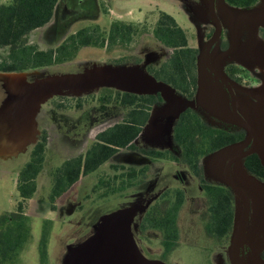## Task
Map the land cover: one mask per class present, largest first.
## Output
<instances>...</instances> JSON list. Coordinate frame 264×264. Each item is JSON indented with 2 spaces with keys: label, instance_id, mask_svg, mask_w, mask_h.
Listing matches in <instances>:
<instances>
[{
  "label": "flooded vegetation",
  "instance_id": "af4514ba",
  "mask_svg": "<svg viewBox=\"0 0 264 264\" xmlns=\"http://www.w3.org/2000/svg\"><path fill=\"white\" fill-rule=\"evenodd\" d=\"M197 1L199 5H203V12L201 9L199 11L203 13L204 17L207 16V20L200 36L199 48H195L197 49L195 59V83L188 93L178 94L175 91L176 94L185 99L194 100L195 108L188 107L181 111L175 118L173 116L175 108L171 105L169 106L162 99L159 93H130L135 95L160 96L162 100L146 103L144 106L141 105L138 107L136 101H133L134 103L132 104L131 102L128 104L123 102L122 93H125L124 91H120L115 88L100 87V92L97 93V96L92 99L90 98L87 102H85V99L82 97L74 98L68 96H58L55 97L54 100L51 99V101L44 104L46 106V111L45 109H42V106L38 112L36 111L38 119L37 121H40L41 116L46 114L49 118V121L52 122L51 126L54 125L55 130L63 134L62 138L69 140L74 148H82L87 136L91 132L96 131L92 136L93 141L88 148L84 150L80 148V151L83 152H80L77 155L74 154L71 157L63 160L50 172L51 175L52 172H54L56 168H59L66 160L80 158L81 165L79 172L81 173V176L72 185H70V187L63 194L66 196L67 200L66 204L62 207L63 211L66 214H70L72 216L79 215L80 218H82L84 213H79L81 212L80 207L82 205V200L81 198L79 199L73 195L74 187L77 182H80L79 179L82 176L95 174L97 176L95 184H97L98 179L102 174H113L119 176L118 178L120 181L122 179V175H130L132 177L131 181L134 182L133 185L125 188V190L122 192L114 194L113 196L127 198L128 205L130 201L134 202L137 199V202L140 201L141 198H146L149 201V203L147 202L145 204V208L140 213V215L138 214L135 216L132 225V233L139 250L146 257L160 259L169 264L172 263L169 262L165 256L169 254L171 250H173L177 243V236L180 231V211L184 203L189 199L188 194L194 189V185L200 192L199 196L196 195L197 198L202 199L205 202L206 216L205 219L202 217V219L199 221L201 234H203V237L209 242L221 240L223 243L222 245H225L227 253V247L232 230L233 215L230 228L225 233H217V231L210 232L208 230L207 224L212 221V215L208 210L210 199L206 194L204 185L205 183L211 187H224L225 185L221 183L217 184L216 182L210 183L206 180L207 177L203 168V160L208 154L213 153L214 151L229 144L243 142L246 143L243 147V151H246L250 148L252 140L247 139L248 136L246 130L241 125L233 121L236 120L234 113L245 122L251 123L254 121V117H256L255 120H258L260 123L264 122V93H260L258 90L260 89L262 84L261 82L263 81L258 76V73H260L259 69L250 68L249 63L246 60L243 61V59H241L237 54L230 53L222 55L230 45V32L228 29L229 20L227 17L222 15L224 5L238 8H249L257 4L259 0L250 6L234 5L227 0H215V12L220 20L221 30L218 38L210 45L209 42H211L215 34V26L209 18L204 3L201 0ZM107 11L108 10L105 9V5L103 4L102 0H59L55 7L52 19L43 27L35 30L41 29L44 32L45 37L51 43L54 42V46H58L66 37L76 34L78 31L88 27L96 26L99 30V36L101 29L102 31L106 32L104 33V36L106 37L112 21L109 23L107 29L102 28L99 24H97L96 21L100 18V14L102 12ZM80 20H88L91 23L86 24L77 30H73V24ZM122 22L134 23L126 21ZM245 27L241 26L239 29V37L242 40H246V37H244L246 31ZM257 32V37L264 41V27H260ZM130 40L132 41L126 45L116 44L111 48L107 47V42L104 47L92 45H86L83 47L101 48L104 53H106V50H110L114 47H126L134 45L137 38L134 35L131 36ZM157 43L166 54L163 59L156 62L158 59L157 54L154 52L147 53L144 59L145 69L148 66L161 65L169 58L172 52L171 49L163 46L158 41ZM120 59L121 58L115 59L114 62L121 63L119 61ZM107 63L111 62L108 61ZM218 65L222 70L221 73L217 72L216 70ZM219 76H223L227 79L228 83H230L231 90L225 87V85L219 79ZM256 90L258 91L256 95L249 94V92H254ZM220 103L223 104V109L226 110V113L228 114L225 115V113L223 115L222 118L224 119L218 117L219 114V116H222V114L219 110V112L216 110L220 107ZM85 110L88 111V114H93V116L88 115V119H82L80 115ZM187 110L191 111L198 118L197 121H193V129H195L194 136L196 142L198 143L199 149H202V142H204L203 148L206 149L211 146V143L215 144L217 141L222 142L224 140L229 141L228 144L203 155L201 158V175L188 166L183 158L181 147L175 143L173 138L174 127L180 120L181 115L187 112ZM41 111H45V113L41 114ZM101 126L104 128L101 129ZM116 126L133 127L132 132H136L135 128L138 127L139 131L138 133L136 132L134 137L127 143L123 145H115V151L106 160L100 163V154L95 156L93 154L90 155L88 152L90 149H92V147H94V145H100V133ZM50 133L51 131H48L46 128H42L39 131L35 143L31 146L30 154L34 145L39 141L43 134L46 135V150L50 140ZM98 149V151H100V147ZM251 155H256L258 157L256 153H250L243 159V166L247 171L248 169L245 165V159ZM86 163L88 164V167H92L90 171H85ZM104 164L109 165L108 170H101ZM166 175H169L171 179L177 183V185L159 186L158 180ZM60 199L61 197H58L55 204ZM47 204L50 207L48 198ZM173 206H178V209L174 211V213L168 214V209ZM158 212L161 213L157 214L158 216H153L152 213ZM233 212L234 208L232 214ZM160 218L166 219L167 222H174V224H165L162 227L142 228V223L144 221H159ZM146 229H154L161 235L162 257L158 258L149 256L148 254L150 253V247L144 243L143 246L140 244L139 235ZM163 241L171 243L169 251L166 249V247H164ZM206 247L207 246H204V248ZM165 250L167 251L165 252ZM240 251H243L245 255H248L250 253V248L247 245H244ZM260 255L264 258V250L260 252ZM217 264H231L228 254L225 257L224 263L218 262Z\"/></svg>",
  "mask_w": 264,
  "mask_h": 264
},
{
  "label": "rangeland",
  "instance_id": "374dc122",
  "mask_svg": "<svg viewBox=\"0 0 264 264\" xmlns=\"http://www.w3.org/2000/svg\"><path fill=\"white\" fill-rule=\"evenodd\" d=\"M11 2L12 0H0V4L5 5ZM102 2L105 5V9L108 10L107 12H102L100 18L96 21L102 28L107 29L109 23L113 20L136 23L147 19V22L152 24L157 19L158 11H164L171 15L177 24L186 31L188 45L193 48H199L200 36L205 27L207 16L204 17L203 13L199 11L201 9L203 12V5H199L197 0H102ZM89 23L91 22L88 20L77 21L73 24L72 29L77 30ZM43 35L44 32L41 29L32 31L28 35V41L40 49L54 47V42L51 43ZM149 52L157 54L158 59L156 62L163 59L166 54L151 34L144 32L137 37L134 45L114 47L106 50V53L101 48L83 47L72 61L66 63L35 70H25L9 75L0 72V111L2 104L6 101H10V103L17 102L16 98L10 97L8 89L13 91L18 89L17 86L32 84L38 79L44 80L51 76L75 74L87 68L101 67L107 64L110 67L121 66V70H144L145 55ZM5 54V50L0 49V60ZM118 58L123 61H120L121 63L114 62ZM108 61L111 63H107ZM259 71L258 76L263 80L261 82L263 84L264 69ZM99 92L98 88L85 93L75 92L54 95L46 101L42 100L38 109L42 106L44 110L46 108L44 104L58 96L82 97L87 102L90 98H95ZM45 111H41V114L45 113ZM36 114L37 112L35 111L34 114L31 112L27 115L29 117L25 121L27 126L24 128L25 131L20 134H13L11 123L0 116V215L15 211L16 204L20 200L16 189L18 170L28 161L31 146L35 143L39 131L42 128L51 131L46 150L45 165L40 175L36 178L37 190L34 196L27 201L25 208V213L29 217L30 238L14 261L9 264H42L38 245L45 227L48 228V241L47 259L44 264H62L67 247L88 236L100 215L128 205V199L125 197L109 196L101 199L98 197V193L97 195H92L89 191L90 183L88 180H93L94 177L92 176L77 182L73 191V195L82 200L81 212H79L81 214L84 213L82 218L79 215L72 216L63 211L62 207L67 202L64 195L56 203L55 208L51 210L47 204L51 184L50 172L63 158L76 154L82 148H74L73 145L72 148L66 147L68 144L61 142L59 133L57 136L54 135L56 130L54 125L51 126L52 122L49 121L48 116L43 114L41 120L37 121ZM88 115L93 116V114H88V111L85 110L80 116L82 119H88ZM100 128L104 127L101 126ZM108 168L109 165L104 164L101 170H108ZM206 177L208 182L219 184L213 176ZM158 181L159 186L177 185L169 175L161 177ZM196 188L194 185V189L188 194L189 199L181 208L180 231L177 236V243L165 258L172 264L224 263L227 253L222 241L209 242L201 234L199 221L202 217L205 219L206 216L205 202L197 198L196 195L199 196L200 192ZM138 202L144 207L147 202L149 203L146 198H141ZM130 203L133 202L130 201ZM139 236L140 244L143 246L144 243L150 247L149 256L162 257L161 235L159 232L154 229H146ZM204 246L207 247L204 248Z\"/></svg>",
  "mask_w": 264,
  "mask_h": 264
},
{
  "label": "trees",
  "instance_id": "16d2710c",
  "mask_svg": "<svg viewBox=\"0 0 264 264\" xmlns=\"http://www.w3.org/2000/svg\"><path fill=\"white\" fill-rule=\"evenodd\" d=\"M59 0H12L10 4H0V49L6 54L0 60V72H21L29 69L45 68L71 61L86 45L107 47L113 45H126L144 32H149L152 37L163 46L172 50L169 58L159 66H148L146 71L159 81L169 84L178 94H185L191 90L195 83L196 66L195 59L197 49L188 45L186 31L181 28L175 19L164 11H158L157 19L153 24L144 22L125 23L114 20L109 26L107 36L104 31L95 27H88L76 34L66 37L58 46L45 49L37 48L28 41V35L35 29L46 25L53 16ZM231 4L239 6L253 5L257 0H227ZM148 23V24H147ZM100 39V42H99ZM121 61V60H119ZM123 102L128 104L136 101L138 107L146 103L162 101L160 96L135 95L122 93ZM134 101V102H133ZM197 117L188 111L181 115L173 130L175 143L181 147L183 158L190 168L201 175V158L229 141H217L204 149V142L199 149L195 139L193 121ZM138 133L139 128H135ZM133 127L116 126L100 133V145H94L89 154L98 156L100 163L106 160L114 151L115 145H123L132 139L136 132ZM46 135L43 134L34 145L27 162L17 173L16 189L20 200L16 204L15 211L0 215V264H9L17 257L30 238L29 217L25 213L27 201L31 199L37 189L36 178L44 166ZM100 147V151H98ZM88 154V155H89ZM80 158L66 160L51 174L52 185L48 193L50 208H55V202L80 176ZM96 164V163H95ZM85 164V171L92 167ZM248 171L264 181V167L256 155L245 159ZM119 176L102 174L98 183L92 187L91 194L98 193L101 199L111 197L133 185L130 175ZM120 183V184H117ZM209 196L208 210L212 215V221L207 224L210 232L225 233L231 225L234 200L232 192L223 186L211 187L204 185ZM100 191V194H99ZM181 203V202H180ZM178 206L170 207L168 214L174 213ZM161 213V212H160ZM152 213L153 216L160 214ZM165 215V213H164ZM158 216V215H157ZM165 224L173 225L160 218L159 221L143 222L142 228L162 227ZM48 228L45 227L39 240V254L41 263L47 259ZM164 247L169 251L171 243L163 241ZM165 250V252L167 251Z\"/></svg>",
  "mask_w": 264,
  "mask_h": 264
},
{
  "label": "water",
  "instance_id": "95a60500",
  "mask_svg": "<svg viewBox=\"0 0 264 264\" xmlns=\"http://www.w3.org/2000/svg\"><path fill=\"white\" fill-rule=\"evenodd\" d=\"M201 1L215 26L210 45L219 36L220 20L215 12V0ZM222 15L229 20L230 32L229 48L222 55L237 54L249 63L250 68L264 69V41L257 37V30L264 27V0L249 8L224 5ZM241 26H246V40L239 37ZM121 68L108 65L91 67L75 74L38 79L32 84L17 86L18 89L13 91L8 89L10 97L16 98L17 102L6 101L2 104L0 116L11 123L13 134H20L27 126V115L31 112L34 114L42 100L46 101L54 95L85 93L100 87H112L135 94L159 93L168 105L175 108V118L186 108H195L194 100L176 94L174 88L154 78L146 69ZM216 70L222 72L219 65ZM2 73L9 75L16 72ZM219 77L225 87L231 90L227 79ZM258 90L264 93V83ZM257 92L256 90L249 94L256 95ZM216 110L222 114L219 116L218 113L220 118L227 112L221 103ZM234 117L236 120L233 121L246 130L247 139L252 140L250 148L243 151L246 144L243 142L226 145L208 154L203 160V168L206 176H213L216 181L228 187L233 195L232 230L227 247L230 263L264 264V258L260 255L264 250V181L243 166V159L250 153H256L264 167V122L255 120L256 117L251 123L245 122L235 113ZM144 208L137 201L100 215L88 236L67 247L62 264H169L160 259L146 257L135 242L132 233L133 221ZM244 245L250 248L248 255L240 251Z\"/></svg>",
  "mask_w": 264,
  "mask_h": 264
},
{
  "label": "crops",
  "instance_id": "0c3cea01",
  "mask_svg": "<svg viewBox=\"0 0 264 264\" xmlns=\"http://www.w3.org/2000/svg\"><path fill=\"white\" fill-rule=\"evenodd\" d=\"M105 64H107L106 62H105ZM108 65V64H107ZM108 88H112V87H108ZM130 93V92H129ZM170 106V105H169ZM39 110V109H38ZM38 110H37V112H38ZM171 127V126H170ZM98 131H100V130H98ZM97 131V132H98ZM96 131H93V132H91L88 136H87V138H86V141H85V143H84V145L82 146V150H84V149H86V148H88L89 147V145L91 144V142L93 141L92 139H93V134L95 133ZM58 133L59 132H54V135L55 136H57L58 135ZM59 135H60V140H61V142L62 143H64V144H68L66 147H71L72 148V145H71V143L69 142V140H67V139H63L62 138V136H63V134H61V133H59ZM66 138V137H65ZM46 150H47V147H46ZM46 150H45V157H46ZM80 152H83V151H79V152H77L75 155H77L78 153H80ZM72 155H70V156H68V157H65V158H63L57 165H59L63 160H65V159H67V158H69V157H71ZM44 163H45V161H44ZM25 164V163H24ZM23 164V165H24ZM22 165V166H23ZM45 165V164H44ZM56 165V166H57ZM21 166V167H22ZM20 167V168H21ZM43 168H44V166H43ZM43 168H42V170H43ZM19 171V170H18ZM42 172V171H41ZM40 172V173H41ZM40 173H39V175H40ZM94 177L93 178V180H90V179H88L89 177ZM38 177V176H37ZM50 177H51V175H50ZM84 178H86V179H88L89 180V183H90V187H89V191L91 192V190H92V187H93V185L95 184V182H96V178H97V176L95 175V174H88V175H85V176H82L80 179H79V181L80 180H82V179H84ZM95 180V181H94ZM37 183V182H36ZM87 185V184H86ZM88 186V185H87ZM50 188H51V184H50ZM50 188H49V190H50ZM37 190V189H36ZM61 196H63V195H61ZM60 196V197H61ZM30 200V199H29ZM56 205V204H55Z\"/></svg>",
  "mask_w": 264,
  "mask_h": 264
},
{
  "label": "bare ground",
  "instance_id": "6f19581e",
  "mask_svg": "<svg viewBox=\"0 0 264 264\" xmlns=\"http://www.w3.org/2000/svg\"><path fill=\"white\" fill-rule=\"evenodd\" d=\"M17 80V79H16ZM21 86V85H20Z\"/></svg>",
  "mask_w": 264,
  "mask_h": 264
}]
</instances>
